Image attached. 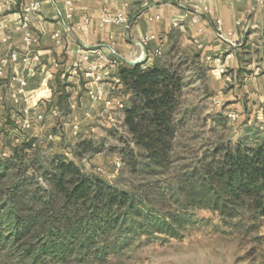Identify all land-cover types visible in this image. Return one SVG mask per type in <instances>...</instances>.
<instances>
[{"label": "trees", "instance_id": "obj_1", "mask_svg": "<svg viewBox=\"0 0 264 264\" xmlns=\"http://www.w3.org/2000/svg\"><path fill=\"white\" fill-rule=\"evenodd\" d=\"M118 78L129 107L117 155L130 183L119 188L62 155L43 160L35 140H23L0 159V256L27 264L100 261L133 236L176 234L190 212L242 226L264 219V136L181 163L172 155L181 77L142 62L121 63ZM90 148L77 143L74 154L94 155Z\"/></svg>", "mask_w": 264, "mask_h": 264}, {"label": "crops", "instance_id": "obj_2", "mask_svg": "<svg viewBox=\"0 0 264 264\" xmlns=\"http://www.w3.org/2000/svg\"><path fill=\"white\" fill-rule=\"evenodd\" d=\"M69 1L0 0V136L13 146L70 138L107 104L122 105V121L119 65H151L178 40L207 69L223 111L264 115V0ZM118 14L128 29L103 24Z\"/></svg>", "mask_w": 264, "mask_h": 264}, {"label": "rangeland", "instance_id": "obj_3", "mask_svg": "<svg viewBox=\"0 0 264 264\" xmlns=\"http://www.w3.org/2000/svg\"><path fill=\"white\" fill-rule=\"evenodd\" d=\"M195 55L192 48L178 40L169 44L153 62L181 77L176 111L180 125L172 146V155L181 163L194 161L216 145L232 146L242 140L251 145L254 134L264 136L263 114L245 120L238 118L237 113L223 111L217 92L209 87L207 69ZM107 108L110 109L101 107L95 118L81 123L75 135L58 143L48 141L36 146L35 152L46 161L62 155L84 172L126 188L131 179L122 170L117 155L118 139L127 138L121 126V108ZM82 142L91 144V151L96 153L75 156L74 148ZM13 147L12 138L0 136V159L11 157ZM138 182L133 180L134 184ZM189 215L190 221L176 234L133 236L103 260L71 264H264V219L254 226H242L207 211ZM0 264L27 263L9 258L4 252Z\"/></svg>", "mask_w": 264, "mask_h": 264}, {"label": "built area", "instance_id": "obj_4", "mask_svg": "<svg viewBox=\"0 0 264 264\" xmlns=\"http://www.w3.org/2000/svg\"><path fill=\"white\" fill-rule=\"evenodd\" d=\"M66 5L67 6H71V3L69 0H64ZM38 9V3H33L29 9H27V12H30V11H36ZM103 24H106V25H123L125 29H128L129 28V21L128 19H126L125 17H123L121 14H118L114 17H110V16H107L104 18L103 20ZM215 29H216V34L218 37H220L219 35V32H220V26H219V23H217L215 25ZM153 37H150L148 39H145V40H141L138 42V44L140 46H144L146 45V43L149 41V40H152ZM112 53L115 54V52L113 50H111ZM125 64H128V65H133L132 63H128V62H124ZM135 64V63H134ZM110 105H106V109H110V108H107L109 107ZM118 108H121L122 109V105L121 104H118L117 105ZM74 129L76 130L77 127L75 126Z\"/></svg>", "mask_w": 264, "mask_h": 264}, {"label": "water", "instance_id": "obj_5", "mask_svg": "<svg viewBox=\"0 0 264 264\" xmlns=\"http://www.w3.org/2000/svg\"><path fill=\"white\" fill-rule=\"evenodd\" d=\"M136 64V63H135Z\"/></svg>", "mask_w": 264, "mask_h": 264}]
</instances>
